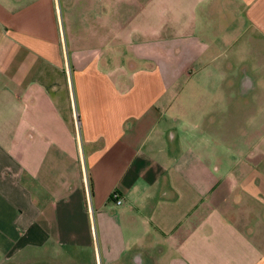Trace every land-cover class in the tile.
Here are the masks:
<instances>
[{
  "label": "crops",
  "instance_id": "0c3cea01",
  "mask_svg": "<svg viewBox=\"0 0 264 264\" xmlns=\"http://www.w3.org/2000/svg\"><path fill=\"white\" fill-rule=\"evenodd\" d=\"M0 264H264V0H0Z\"/></svg>",
  "mask_w": 264,
  "mask_h": 264
},
{
  "label": "rangeland",
  "instance_id": "374dc122",
  "mask_svg": "<svg viewBox=\"0 0 264 264\" xmlns=\"http://www.w3.org/2000/svg\"><path fill=\"white\" fill-rule=\"evenodd\" d=\"M255 59V50L252 49L248 54H246L243 58V55H239L238 57H223L220 59H215V69H224V73L217 74L215 73L214 77L211 75L208 76L205 80H202V83H215V82H229L232 81L235 76V70L239 69L241 72L242 65L248 64L250 69H258V66H254ZM219 65V67H218ZM216 72V71H215ZM257 76H260L257 74ZM223 84V83H222ZM210 92V91H209ZM226 107V106H225Z\"/></svg>",
  "mask_w": 264,
  "mask_h": 264
},
{
  "label": "built area",
  "instance_id": "2783aa9c",
  "mask_svg": "<svg viewBox=\"0 0 264 264\" xmlns=\"http://www.w3.org/2000/svg\"><path fill=\"white\" fill-rule=\"evenodd\" d=\"M86 191H87V205L90 207V209L92 210V190H91V185H90V181L89 178H86ZM113 198L115 199L117 204H121L123 202V199L121 197H119V194L117 192L113 193Z\"/></svg>",
  "mask_w": 264,
  "mask_h": 264
}]
</instances>
